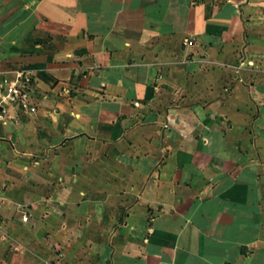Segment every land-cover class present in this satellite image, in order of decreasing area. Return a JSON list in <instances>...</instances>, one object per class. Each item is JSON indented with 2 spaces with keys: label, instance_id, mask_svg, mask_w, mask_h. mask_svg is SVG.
Returning <instances> with one entry per match:
<instances>
[{
  "label": "crops",
  "instance_id": "crops-1",
  "mask_svg": "<svg viewBox=\"0 0 264 264\" xmlns=\"http://www.w3.org/2000/svg\"><path fill=\"white\" fill-rule=\"evenodd\" d=\"M0 264H264V0H0Z\"/></svg>",
  "mask_w": 264,
  "mask_h": 264
},
{
  "label": "built area",
  "instance_id": "built-area-1",
  "mask_svg": "<svg viewBox=\"0 0 264 264\" xmlns=\"http://www.w3.org/2000/svg\"><path fill=\"white\" fill-rule=\"evenodd\" d=\"M29 82L21 74L17 81L5 88L0 95V107L4 105L17 106L21 111L34 113L36 107L32 103Z\"/></svg>",
  "mask_w": 264,
  "mask_h": 264
}]
</instances>
